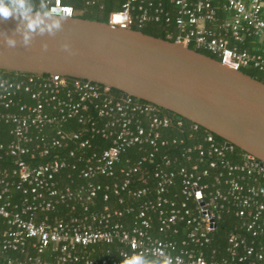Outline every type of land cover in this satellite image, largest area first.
<instances>
[{
  "label": "built area",
  "instance_id": "1",
  "mask_svg": "<svg viewBox=\"0 0 264 264\" xmlns=\"http://www.w3.org/2000/svg\"><path fill=\"white\" fill-rule=\"evenodd\" d=\"M168 2L122 0L107 22L137 30L161 22L165 39L264 74V0ZM43 7L82 11L62 0ZM111 90L57 73L0 74V123L11 135L0 142V160H10L0 166L2 264H121L133 254L146 264H264V163L249 154L232 161L233 145L212 133L169 155L162 150L182 140L161 131L182 120ZM72 120L78 127L64 128ZM94 136L108 145L91 148ZM132 148L141 152L127 154ZM62 170L72 171L64 182ZM223 213L236 223L221 250L210 245Z\"/></svg>",
  "mask_w": 264,
  "mask_h": 264
},
{
  "label": "water",
  "instance_id": "2",
  "mask_svg": "<svg viewBox=\"0 0 264 264\" xmlns=\"http://www.w3.org/2000/svg\"><path fill=\"white\" fill-rule=\"evenodd\" d=\"M40 15L31 31L23 21L0 18L1 70L57 73L117 89L122 97L198 124L264 163L263 81L141 30L44 9Z\"/></svg>",
  "mask_w": 264,
  "mask_h": 264
},
{
  "label": "trees",
  "instance_id": "3",
  "mask_svg": "<svg viewBox=\"0 0 264 264\" xmlns=\"http://www.w3.org/2000/svg\"><path fill=\"white\" fill-rule=\"evenodd\" d=\"M122 0H96L95 3L84 6L83 0H62L63 3L71 5L74 9H81L82 11L78 14H76L79 17H84L88 19H93V20H99V21H104L106 22L108 20V13L113 10L119 8ZM30 2L34 5L39 7L41 4L43 5V0H30ZM161 2L164 4L165 7L169 6L168 0H161ZM44 9V7H43ZM41 9V10H43ZM170 27L164 26L163 23L161 22H153V23H147L143 27H141L139 30L146 34H150L153 36L165 38L166 36V31L169 30ZM188 47L193 48L197 51H200L202 53H205L213 58L216 59L215 56L211 55L207 51L200 49V48H195L193 45H189ZM243 72L249 74L250 76L263 81L264 79V74L256 69H243ZM0 74L1 76L9 79V80H16V79H22L29 73L26 72H16V71H6V70H1L0 69ZM46 75V74H43ZM112 93L115 95V97L121 96V91L112 88ZM142 102H147L145 100H141ZM157 106V105H156ZM159 109V112L163 115H166L168 118H170L172 121L175 119H181L182 120V126L181 128H178L174 125L168 127L167 129H163L161 131V134L163 137L171 138V137H176L178 139H181V143L177 144H172L166 148H164L162 151L169 154V155H174L178 154L183 148H185L187 145L191 144L192 142L196 140H200L202 136L206 133H211L208 130L204 129L201 126H198L195 131L192 132L191 135V125L193 122L190 120L173 113L169 110L163 109L159 106H157ZM78 126L75 121H69L64 125V128L67 129H76ZM212 135L215 137V140L218 143H222L224 140L213 134ZM11 137L9 133V125L5 123H0V142H5ZM108 141L106 139L101 138L100 136H94L91 139V148L95 149H101L103 147H106L108 145ZM141 151L136 150L135 148L130 149L127 154L131 156H136L140 153ZM245 152L241 150L240 148L236 147L233 145V150L230 154H228V157L234 161L238 162L243 159V155ZM46 158H43L41 160H36V161H43ZM34 161V162H36ZM10 163V160L8 157H4V159L0 160V166H3L5 164ZM69 170H62V173L60 174L61 181L64 182L66 181L65 174ZM72 172V171H69ZM97 181L100 182H109L111 179L110 178H105V177H97ZM101 195L100 193L97 194V202L98 204L102 203L101 202ZM236 223V218L232 217L230 214H222L221 220L217 223V229L214 234L213 240L211 241V245L213 247L221 248V250L225 246V234L227 231L230 229H233L234 225ZM262 239L264 241V235H262ZM2 260L0 259V264ZM147 264H161L158 260L154 259H148ZM163 264V263H162Z\"/></svg>",
  "mask_w": 264,
  "mask_h": 264
},
{
  "label": "clouds",
  "instance_id": "4",
  "mask_svg": "<svg viewBox=\"0 0 264 264\" xmlns=\"http://www.w3.org/2000/svg\"><path fill=\"white\" fill-rule=\"evenodd\" d=\"M41 9H43L42 4L37 7L30 0H0V18L23 21L29 31L33 30L40 23ZM25 39H27L26 34ZM8 43L13 44L14 41L9 39ZM121 264H146V261L143 256L133 254L125 256Z\"/></svg>",
  "mask_w": 264,
  "mask_h": 264
},
{
  "label": "crops",
  "instance_id": "5",
  "mask_svg": "<svg viewBox=\"0 0 264 264\" xmlns=\"http://www.w3.org/2000/svg\"><path fill=\"white\" fill-rule=\"evenodd\" d=\"M215 2H217V3H219L221 0H214ZM261 15H262V17L264 18V4H263V8H262V10H261ZM246 45H248V44H246ZM249 46V45H248Z\"/></svg>",
  "mask_w": 264,
  "mask_h": 264
}]
</instances>
